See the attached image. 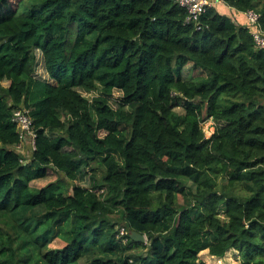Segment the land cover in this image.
<instances>
[{"label": "trees", "instance_id": "trees-1", "mask_svg": "<svg viewBox=\"0 0 264 264\" xmlns=\"http://www.w3.org/2000/svg\"><path fill=\"white\" fill-rule=\"evenodd\" d=\"M26 1L0 0V264H264V49L236 18L264 32V0L197 21L175 0Z\"/></svg>", "mask_w": 264, "mask_h": 264}, {"label": "rangeland", "instance_id": "rangeland-1", "mask_svg": "<svg viewBox=\"0 0 264 264\" xmlns=\"http://www.w3.org/2000/svg\"><path fill=\"white\" fill-rule=\"evenodd\" d=\"M33 2L34 1L30 2L29 0H27L26 2L23 3L22 9H26L27 7H30ZM39 3H40V1H36L35 5L38 6ZM36 55H37V68H36L37 79L51 81L48 73L45 71L42 53L40 51H36ZM197 74H199L198 71L194 70L191 65L187 66L185 69V72H184L185 78H189V77H192L193 75H197ZM4 85L8 86L9 82L8 81L4 82ZM82 93H83V95H85L88 98H92V97L98 95V93H96V92H94V93L82 92ZM119 96H120L119 92H116L114 94L115 99L112 100V104L114 106L116 105L115 101H116V99L119 98ZM177 111L180 113L183 112V110L181 108H178ZM203 130L206 134V137L210 138L215 132L214 122L212 120H209V121L203 123ZM27 139H30V137H27ZM27 146H28L27 148L24 146L23 149H17L18 153L24 155V157L26 158V161L29 160V156L31 155V152L33 150L32 145H27ZM94 167H97V175L100 177L103 173V170H101V168H99V166L97 164L94 165ZM57 176L58 175H56V174L55 175L52 174L47 179L40 181L37 185L38 186L45 185L48 182L55 180L57 178ZM82 183H83V185L88 186L90 183V177L88 176V179ZM180 202L182 203V199ZM62 246H63V243L59 242L58 240H55L53 242V244H51V247H53V248H60ZM137 252H140V254L146 253L145 250L135 251L133 253L135 254ZM200 259L203 260L204 262H207L208 264H242V259H240V254L236 251L228 252L226 254V256L222 259L210 256L208 251H204L200 254ZM85 263L86 262L83 261L80 264H85Z\"/></svg>", "mask_w": 264, "mask_h": 264}, {"label": "built area", "instance_id": "built-area-1", "mask_svg": "<svg viewBox=\"0 0 264 264\" xmlns=\"http://www.w3.org/2000/svg\"><path fill=\"white\" fill-rule=\"evenodd\" d=\"M175 2L188 11V21L199 20L200 16L205 13L206 7L210 5L209 0H175ZM244 15L247 17L248 22L253 27L252 36L256 46L259 49H264V32L262 31L258 23L259 15L253 10L245 12ZM12 119L20 127L21 137H31L35 145V135L33 133V120L31 118L30 109L16 110ZM126 234H128L127 229L122 228L121 235Z\"/></svg>", "mask_w": 264, "mask_h": 264}, {"label": "water", "instance_id": "water-1", "mask_svg": "<svg viewBox=\"0 0 264 264\" xmlns=\"http://www.w3.org/2000/svg\"><path fill=\"white\" fill-rule=\"evenodd\" d=\"M131 238L137 242H146L147 238L145 235L136 233V232H132L131 233Z\"/></svg>", "mask_w": 264, "mask_h": 264}, {"label": "crops", "instance_id": "crops-1", "mask_svg": "<svg viewBox=\"0 0 264 264\" xmlns=\"http://www.w3.org/2000/svg\"><path fill=\"white\" fill-rule=\"evenodd\" d=\"M236 18H238V19H237L238 22H241V21H242V22H245V19H246V17H245L244 14H243V16L240 17V19H239L238 16H236ZM246 20H247V19H246Z\"/></svg>", "mask_w": 264, "mask_h": 264}]
</instances>
